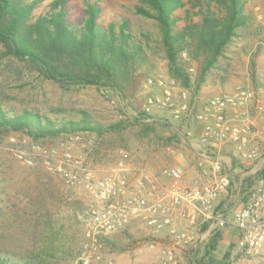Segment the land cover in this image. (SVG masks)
<instances>
[{
  "label": "trees",
  "instance_id": "1",
  "mask_svg": "<svg viewBox=\"0 0 264 264\" xmlns=\"http://www.w3.org/2000/svg\"><path fill=\"white\" fill-rule=\"evenodd\" d=\"M45 1L0 0V63L3 60L23 63L30 71L63 88L94 86L123 97L154 74L148 31L127 18L102 21L103 0H81L83 15L77 19L71 17L68 8L74 0H51L44 12L36 16L35 11ZM140 1L143 5L136 7V13L157 23L170 76L189 89L193 98L209 82V72L222 68L221 59L227 56L238 30L256 27L257 17L247 6L250 0ZM260 32L264 34V30ZM194 63L198 64V74L193 79ZM221 78L225 80V76ZM151 118L140 109L133 116L145 131L158 137L168 136V141L174 139L167 135L170 124L160 117ZM124 129L123 122L98 124L83 110L53 108L43 114L35 109L10 106L0 97V133L21 132L40 141L77 132L95 133L102 138ZM237 163L233 159L232 165ZM260 186H264V160L255 172L237 175L235 179L228 177V194L222 205L237 209ZM55 213L32 215L28 247L11 250L0 246V264H56L66 258V246L71 250V245ZM223 231H215L203 249L192 251L188 264H231L235 239L222 256L217 255Z\"/></svg>",
  "mask_w": 264,
  "mask_h": 264
},
{
  "label": "rangeland",
  "instance_id": "2",
  "mask_svg": "<svg viewBox=\"0 0 264 264\" xmlns=\"http://www.w3.org/2000/svg\"><path fill=\"white\" fill-rule=\"evenodd\" d=\"M50 1L46 0L35 11V15L44 12L45 5ZM140 5H143L140 0H103V14L100 19L108 23L127 18L136 27L148 31L155 66L153 73L171 77L167 59L161 51L157 23L136 13V7ZM247 6L257 17L256 27L238 30L239 35L231 43L227 56L221 59L222 68L209 72V82L202 87L199 95L195 96L194 107L215 93L239 85H254L255 82L264 84V34L260 32L264 30V0H250ZM68 8L74 19L83 15L81 0L69 2ZM191 71L194 79L198 74V64L194 63ZM223 76L224 81L221 78ZM150 90L143 81L135 89L128 91L126 97L112 90L94 86L63 88L54 81L38 76L23 63L14 60H3L0 63V97L10 106L35 109L43 114L53 108L83 110L98 124H126V129L108 133L102 138H98L95 133H87L86 135L95 138V143L97 141L93 148L75 146L76 152L87 156L91 165L102 174L118 164L121 158L119 151L125 150L134 165H146L153 170H159L169 164H180L186 171V180L191 182L195 176L202 173L205 165L210 168L208 163L202 164L203 146L196 131L195 109L184 121L173 120L164 113L157 114L163 122L170 124V128L166 129L167 135L174 136L170 141L166 138L168 136L160 138L153 132L145 131L142 125L133 119L136 110L140 109L141 101ZM66 137L67 135H63L35 141L21 132L0 133V246L11 250L19 246L25 250L30 240V217H35L37 213L56 212L55 216H59L60 225H63L66 239L71 245V250L66 246L68 256L56 264H80L78 256L84 235L83 211L91 202L90 194L84 186L71 188L65 185L61 177L49 170L42 157L33 152L28 144H18L19 141L28 139L29 142H39L52 148L60 146ZM14 138L17 142L13 141ZM18 149L32 156L33 164L20 160L16 154ZM225 159L227 162L222 166L221 175L234 179L237 175L255 172L264 160L251 163L238 160L234 166L227 157ZM226 197L227 193H223L218 209L229 213L233 208L222 205ZM206 228V225L202 228V239L198 245H173L177 264H188L192 251L196 248L203 249L213 234ZM223 232L224 239L217 251L218 256H222L235 239L231 230L224 229ZM152 238L147 230L135 226L109 236L105 253L114 264H162L158 256L161 246H149ZM159 240L166 245L172 244L166 237ZM244 256L236 245L232 252L231 264H244L241 261ZM247 259L245 264H264V248L250 254Z\"/></svg>",
  "mask_w": 264,
  "mask_h": 264
},
{
  "label": "built area",
  "instance_id": "3",
  "mask_svg": "<svg viewBox=\"0 0 264 264\" xmlns=\"http://www.w3.org/2000/svg\"><path fill=\"white\" fill-rule=\"evenodd\" d=\"M186 57V54L183 55ZM151 88L140 103V110L154 119L164 113L173 120H187L195 109L194 119L203 146L202 178L186 180L180 164L153 170L134 165L129 153L120 150L118 164L101 173L76 145L93 148L95 138L84 133L69 134L58 147L48 148L39 142L19 141L42 157L45 166L71 188L84 186L91 202L83 211L84 235L79 249L80 264H114L105 246L109 236L138 226L153 237L149 246H161L162 264H177L173 245L190 246L202 239V228L209 233L229 229L245 255L264 248V187L253 189L241 207L219 210L223 193L228 194V176H222L226 157L241 162L264 159V84L239 85L209 96L197 107L195 97L177 80L164 74L146 78ZM150 119V118H148ZM14 142L17 140L14 138ZM25 163L32 156L18 149ZM166 237L172 244L159 239Z\"/></svg>",
  "mask_w": 264,
  "mask_h": 264
},
{
  "label": "crops",
  "instance_id": "4",
  "mask_svg": "<svg viewBox=\"0 0 264 264\" xmlns=\"http://www.w3.org/2000/svg\"><path fill=\"white\" fill-rule=\"evenodd\" d=\"M202 176H203V175H201V174H200V175H197V176H195V179H197V178H202ZM186 177H187V176H186ZM193 180H194V179H193ZM191 182H192V181H191Z\"/></svg>",
  "mask_w": 264,
  "mask_h": 264
}]
</instances>
